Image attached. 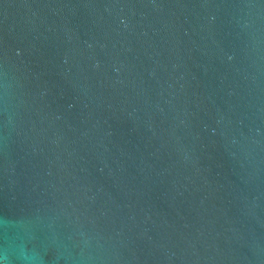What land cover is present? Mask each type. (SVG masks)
Segmentation results:
<instances>
[{
	"label": "water",
	"instance_id": "water-1",
	"mask_svg": "<svg viewBox=\"0 0 264 264\" xmlns=\"http://www.w3.org/2000/svg\"><path fill=\"white\" fill-rule=\"evenodd\" d=\"M0 264H264V0H0Z\"/></svg>",
	"mask_w": 264,
	"mask_h": 264
}]
</instances>
